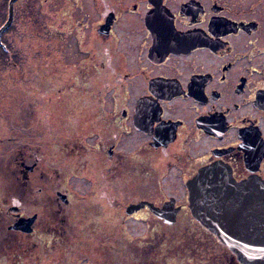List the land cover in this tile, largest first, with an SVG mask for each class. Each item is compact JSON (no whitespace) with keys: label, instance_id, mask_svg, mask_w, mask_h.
<instances>
[{"label":"flooded vegetation","instance_id":"flooded-vegetation-1","mask_svg":"<svg viewBox=\"0 0 264 264\" xmlns=\"http://www.w3.org/2000/svg\"><path fill=\"white\" fill-rule=\"evenodd\" d=\"M90 3L63 0L33 21L34 69L2 87L3 99L21 90L14 108L0 103V264L88 262V230L114 256L89 264L176 252L153 230L120 233V216L167 224L149 204L176 216L175 246L221 253L199 264L263 251L234 234L232 216L264 179V0ZM7 17L8 1L0 25ZM179 253L160 262L180 264Z\"/></svg>","mask_w":264,"mask_h":264},{"label":"rangeland","instance_id":"rangeland-1","mask_svg":"<svg viewBox=\"0 0 264 264\" xmlns=\"http://www.w3.org/2000/svg\"><path fill=\"white\" fill-rule=\"evenodd\" d=\"M41 1H42V5H41ZM80 2H81V5H82L84 10H91L92 9L91 7H89L91 5L90 0H80ZM53 5L55 6V8L57 10H59L60 9L59 7H61L63 5V0H21L20 3L18 4V9L20 10V14H19L20 16L18 17L17 20H15L13 28L10 30V32H8V34L6 36L10 40H11V37L15 38L14 43H15L16 47H18V48L24 47V48H27L28 50H30L31 45L33 43L32 42V40H33L32 35L34 33V31H33L34 22L33 21H36V20L48 21V17H50V14H51V12H49V10L51 9V7ZM75 11L77 12L78 9H76ZM9 27H11V26H9ZM17 33H18V35H17ZM20 38L22 39V42H21L22 45H20V42H19ZM31 38H32V40L30 41ZM3 67H5V66H3ZM3 69H5V68H3ZM6 69L8 70V68H6ZM25 69L31 70L32 67L31 68H25ZM33 69H34V67H33ZM16 71H14V70L9 71L8 70V75H5V74H2V71L0 70V96L1 97L4 93H6L4 89L2 90V87L11 86V84L9 83L10 79L13 78V79L19 80L20 77L10 75V74H15ZM20 71L22 73H24L23 70H20ZM24 81L23 80L18 81L19 84H17V85L18 86L24 85V86L29 87V86H32V84H33L32 81H30L29 83L24 82ZM44 83L46 84V82H44ZM30 89H28V90H30ZM20 90L21 89L10 90V96L5 97V99L0 98V103L3 101L2 105L5 107L6 105L4 104V102L10 101L12 104H10L9 106L14 108L16 101H18L20 99L19 98ZM25 90H27V89L25 88ZM39 94H40V92H39ZM79 99L80 98L71 99V100H79ZM4 107H2V109H1L2 112H4ZM6 109H8V108H6ZM120 219H121L120 233L126 234L130 237H142V236L146 235L149 230L156 228V226H159V224H160V221L157 220L155 218V216H120ZM152 233H153V231H152ZM122 236H125V235H122ZM186 246H187V243L183 242L181 245V248H179L177 246H175V248H170V247L168 248V251H171V250H174L176 252L180 251L179 255L177 256L178 258L173 259L175 261V263L181 262L180 264H199V262H198L199 258L200 257L203 258L202 255L205 256L208 254V252L210 253V255L212 257L215 256V258H218L221 255V253L219 254V252L214 254L213 251H211V249L205 253L207 248L201 250V253H198V251L196 249H194V248L191 249V248H188ZM219 246L214 247V249L220 250L221 246L220 247ZM163 248H165L167 250L166 246H164ZM176 252L158 253L157 251H155V253L153 252L152 255L150 256L151 252L148 253L146 251V263H148L149 261H154V262H156V264H162V262H160V261H162L161 256H166L169 259V258H172ZM86 253H88V252H86ZM86 253H84V254H86ZM198 254H202V255L200 256ZM212 254H214V255H212ZM88 255H91V254H88ZM181 255H183V256H181ZM190 261H192V263H190ZM142 263L146 264L144 262H142ZM209 263L212 264V261L211 260L207 261V264H209ZM80 264H89V263L83 262V260H81ZM152 264H154V263H152Z\"/></svg>","mask_w":264,"mask_h":264},{"label":"water","instance_id":"water-1","mask_svg":"<svg viewBox=\"0 0 264 264\" xmlns=\"http://www.w3.org/2000/svg\"><path fill=\"white\" fill-rule=\"evenodd\" d=\"M15 1L16 0L8 1V17L0 26V45H2V33L9 28L13 21V5ZM258 191V198L256 194H252V197H250L249 200L243 204L244 208L240 209L239 212L240 214L242 213V216H232V226H234L233 231L235 235H244V237L240 235L239 238L245 242L251 243L252 241V244H255V241H258L264 245V179ZM255 192L256 189L254 190V193ZM235 202L237 203L238 200H235ZM149 206L157 215L156 217L162 219L165 223L172 224L175 222L176 216H167L169 211L166 204L162 207H155L152 204H149ZM128 207H130V205ZM227 217L229 218V216ZM235 253L237 254L238 260H240L242 264L264 263V250L261 252L243 250L236 251Z\"/></svg>","mask_w":264,"mask_h":264},{"label":"trees","instance_id":"trees-1","mask_svg":"<svg viewBox=\"0 0 264 264\" xmlns=\"http://www.w3.org/2000/svg\"><path fill=\"white\" fill-rule=\"evenodd\" d=\"M7 1H9V0H0V6L3 5V6L7 7ZM41 5H42V1H41ZM13 26L11 25V27L6 32L10 31L13 28ZM17 35H18V33H17ZM32 38H33V35H32ZM32 38L30 39V41L32 40ZM19 42H20V45H22L21 44V42H22L21 38H20ZM12 48H13V50H11L13 52L12 56L10 54L8 55L5 50L0 48V70L4 71V70H7L6 68H8L9 71H11V70L16 71L18 69L31 68L32 67L31 58H32V53H33L32 45H31L30 50H28L27 48H24V47L18 48L15 46V43L12 44ZM3 66H5V67H3ZM3 68H5V69H3ZM11 76H15V75H11ZM15 80H18V79H15ZM13 84L17 85V84H19V82L14 81ZM92 218H95V216H89V221L92 220ZM152 230H153V234H156V233L158 234V237H157L158 242H161L163 244L168 243V244L173 245L174 247H175V245H179V232H178L179 226L177 223L172 224V225L160 223L159 226H156V228H153ZM87 237L89 240L87 250L85 251L83 249L82 250L83 252L80 253V256H83L84 253L88 252L84 255H86V260L90 263H95V262H97V260L99 262L104 261V262L111 263L112 262L111 260L114 259L113 253L111 250L103 249L98 244L96 233H93V231L88 230ZM128 244H130V243H128ZM132 244L135 245L136 251L139 252V248H138L137 243L134 242ZM81 248H82V245H81ZM88 254H91V255H88Z\"/></svg>","mask_w":264,"mask_h":264}]
</instances>
